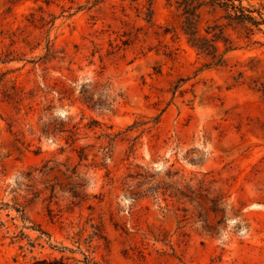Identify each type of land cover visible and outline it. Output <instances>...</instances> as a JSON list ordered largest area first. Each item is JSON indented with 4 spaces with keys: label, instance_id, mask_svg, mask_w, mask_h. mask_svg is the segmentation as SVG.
<instances>
[{
    "label": "rangeland",
    "instance_id": "rangeland-1",
    "mask_svg": "<svg viewBox=\"0 0 264 264\" xmlns=\"http://www.w3.org/2000/svg\"><path fill=\"white\" fill-rule=\"evenodd\" d=\"M230 2L258 23L0 0V264H264V0Z\"/></svg>",
    "mask_w": 264,
    "mask_h": 264
},
{
    "label": "trees",
    "instance_id": "trees-1",
    "mask_svg": "<svg viewBox=\"0 0 264 264\" xmlns=\"http://www.w3.org/2000/svg\"><path fill=\"white\" fill-rule=\"evenodd\" d=\"M212 1H214L215 3L221 4L225 8H231L232 10H234L235 11V15H234L235 18L237 17L240 20H249V21H252L254 23H258L257 21H254V19L251 16L244 13V10L241 6L237 7L232 2H230L233 0H212ZM237 11H240L241 13L237 14L236 13ZM184 14H186V15H184L185 17L183 20V23H184L183 30H184V33L189 36L188 40L190 41L192 46H194L200 52H204L206 54L212 53L211 52L212 49L213 50L215 49L214 45H212L211 43H208V41L205 39H200V38L195 36V33H194L195 31L193 30V27H192L193 12L190 11V9L186 8V9H184Z\"/></svg>",
    "mask_w": 264,
    "mask_h": 264
}]
</instances>
